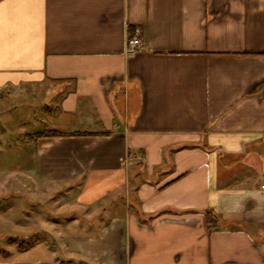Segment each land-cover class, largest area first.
Returning a JSON list of instances; mask_svg holds the SVG:
<instances>
[{"label":"crops","instance_id":"crops-1","mask_svg":"<svg viewBox=\"0 0 264 264\" xmlns=\"http://www.w3.org/2000/svg\"><path fill=\"white\" fill-rule=\"evenodd\" d=\"M14 88L58 115L29 141L66 197L12 264H264V0H0Z\"/></svg>","mask_w":264,"mask_h":264},{"label":"rangeland","instance_id":"rangeland-1","mask_svg":"<svg viewBox=\"0 0 264 264\" xmlns=\"http://www.w3.org/2000/svg\"><path fill=\"white\" fill-rule=\"evenodd\" d=\"M25 98L34 104L32 91L0 90V264L50 254L51 227L45 220L48 211L52 212V197L58 202L66 197L63 193L53 194L62 184L47 181L36 173L29 141V135L47 130L57 122L58 115L25 108ZM40 189L46 194L37 195ZM126 199L132 201L130 193Z\"/></svg>","mask_w":264,"mask_h":264},{"label":"trees","instance_id":"trees-1","mask_svg":"<svg viewBox=\"0 0 264 264\" xmlns=\"http://www.w3.org/2000/svg\"><path fill=\"white\" fill-rule=\"evenodd\" d=\"M63 134L56 132V131H43V132H37L34 134V138H39V137H56V136H62ZM71 135H76V134H71ZM215 215L210 211V212H204V222L208 228L212 226L214 223Z\"/></svg>","mask_w":264,"mask_h":264},{"label":"built area","instance_id":"built-area-1","mask_svg":"<svg viewBox=\"0 0 264 264\" xmlns=\"http://www.w3.org/2000/svg\"><path fill=\"white\" fill-rule=\"evenodd\" d=\"M139 30L134 29L133 35L128 38L126 43V52L132 53L136 51L138 48H140V38H139Z\"/></svg>","mask_w":264,"mask_h":264}]
</instances>
